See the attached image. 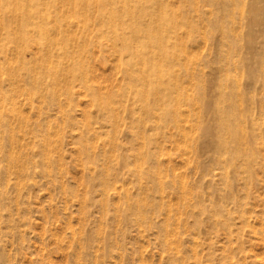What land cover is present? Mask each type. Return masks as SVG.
Returning <instances> with one entry per match:
<instances>
[{"label":"rangeland","instance_id":"obj_1","mask_svg":"<svg viewBox=\"0 0 264 264\" xmlns=\"http://www.w3.org/2000/svg\"><path fill=\"white\" fill-rule=\"evenodd\" d=\"M0 264H264V0H0Z\"/></svg>","mask_w":264,"mask_h":264},{"label":"bare ground","instance_id":"obj_2","mask_svg":"<svg viewBox=\"0 0 264 264\" xmlns=\"http://www.w3.org/2000/svg\"><path fill=\"white\" fill-rule=\"evenodd\" d=\"M102 14H103V12H102ZM117 15H116V13H114L113 11H111L110 13H109V16H108V18H107V21H106V19H102V20H104V21H106V25H105V27L110 31V32H112V34H113V36H114V38H117V36H118V33H117V30H116V28H115V26L112 24V22H114L113 20H115V17H116ZM106 17V15L105 16H102V18H105ZM133 32H136V30H133ZM100 36H101V34H100ZM113 36H111V38L113 37ZM132 38V37H131ZM106 39V38H105ZM133 40H134V38H133ZM131 42H133V41H131V39H129L128 41L126 40V39H123V47H124V49L127 51L128 49H130L131 47H132V45H130L131 44ZM135 43H137V42H135ZM132 44H134V43H132ZM136 50V49H135ZM129 51V50H128ZM152 66V65H151ZM131 75H135V74H131ZM137 75V74H136ZM135 75V76H136ZM138 76V75H137ZM130 77V76H129ZM140 80V79H139ZM135 82H136V80H134ZM138 81V80H137ZM137 83V82H136ZM135 85V84H134ZM136 93V92H135ZM223 120V119H222ZM222 120L220 121L219 120V122H218V124L220 125V126H223L224 124H223V122H222ZM228 130H230V129H228ZM231 132V131H230ZM231 133H234V134H238V132L237 131H235V132H233V130H232V132Z\"/></svg>","mask_w":264,"mask_h":264}]
</instances>
